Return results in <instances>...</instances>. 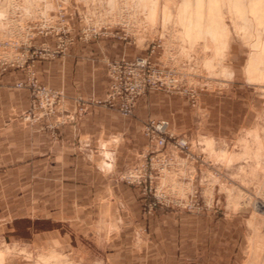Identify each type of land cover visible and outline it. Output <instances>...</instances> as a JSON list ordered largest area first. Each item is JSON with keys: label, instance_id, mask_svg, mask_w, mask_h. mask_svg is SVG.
<instances>
[{"label": "rangeland", "instance_id": "374dc122", "mask_svg": "<svg viewBox=\"0 0 264 264\" xmlns=\"http://www.w3.org/2000/svg\"><path fill=\"white\" fill-rule=\"evenodd\" d=\"M5 1L4 8L1 4ZM166 1L0 0V77L9 69L24 72L26 79L16 82L14 88L30 94L29 107L15 118L21 129L17 127L14 135L0 136V163L5 164L0 165V264H219L221 247L213 241L223 234V239H230L232 231L216 232L210 223L216 224L237 211L242 214L239 233L234 238L239 237L241 264H264V0H233V4L213 0L206 26L188 33L181 26L186 20L178 17L177 7L182 0ZM190 8L184 7L181 12L188 13ZM100 38L117 39L134 51L131 60L103 58L111 85V63L126 67L145 59L152 65L147 73L157 68L171 71L191 94L168 91L167 87L149 88L135 101L132 112L124 114L120 98L112 104L107 101L111 85L105 98L96 99L79 94L69 96L63 89L51 88L40 81L39 61L63 59L76 41L87 43ZM69 41L66 48L55 54L60 44ZM30 79L62 98L52 104L50 115L46 116L43 107L50 101L36 99L27 86L19 87ZM232 83L243 91L237 99L217 103L214 98L211 105L214 111L225 106L230 112H243L256 102L258 115L255 124L256 114L248 124L254 125L251 129L232 140L203 137L197 134L196 126L191 130H175L165 119L149 118L142 123L141 132L147 145L136 153L138 162L119 172V179L128 184L125 175L145 161L149 149L147 122L167 121L171 133L188 140L191 156L186 161L176 157L180 165L164 177L167 182L164 186L172 195L189 196V202L196 207L156 205L154 199H145L142 188L128 184L139 192L145 225L138 231H118L108 238L104 223H97L103 202L91 200L89 192L106 185L96 175L97 169L81 167L78 175L73 176L61 175L54 163L18 164L28 152L23 149L27 146L23 144V129L34 124L42 125L51 139L57 141L60 127L79 122L92 108L114 110L125 119L133 118L139 101L154 90L182 98L198 123L203 107L201 93L225 92ZM240 99L248 101L245 105L234 103ZM36 100L37 106H33ZM62 176L74 177L79 182L62 183L58 181ZM82 193L87 195L72 198ZM88 202L95 213L86 212ZM165 210L178 215H168ZM187 214L208 217L207 230L195 229ZM18 219L41 223L32 229L24 221L14 223ZM59 220L62 223L56 222ZM51 233H59L68 241L64 245ZM139 241L142 245L137 244Z\"/></svg>", "mask_w": 264, "mask_h": 264}, {"label": "crops", "instance_id": "0c3cea01", "mask_svg": "<svg viewBox=\"0 0 264 264\" xmlns=\"http://www.w3.org/2000/svg\"><path fill=\"white\" fill-rule=\"evenodd\" d=\"M133 56L132 48L117 39L100 38L87 43L78 40L67 57L49 62L39 61L37 72L43 84L54 89H63L69 96L79 94L103 99L111 85L103 58L131 60ZM25 79L24 72L15 69H9L0 77V136H11L15 134L17 127L21 129L15 118L29 107L30 94L27 90H16L14 84ZM227 87L229 88V85ZM228 88L225 92L215 94L206 91L201 93L203 107L200 109L201 120L198 123L192 109L185 106L182 98L154 90L139 101L133 118L125 119L114 110L92 108L79 122L60 127L57 141L51 139L42 125L34 124L30 128L23 129L25 138L23 144H27L23 146V149L28 152H25L26 155L23 156L24 161L22 163L19 161L18 164L25 163L29 166L31 162L40 161L41 164L50 166L54 163L61 175L67 173L73 176L78 175L81 167L84 170L90 169L88 166H91L92 170L97 169L96 175L106 183L103 188L89 192L91 200L103 202L99 206L100 221L97 223H104L108 238L115 236L118 231L131 229L138 231L145 225L141 215L139 192L121 181L118 176L124 168L139 161L136 153L142 152L147 145V139L141 132L142 123L149 118L165 119L175 130H191L192 126H196L197 134L203 137L222 141L232 140L242 132L251 129L254 125L248 124H251L256 114L255 124L258 115L256 102L248 104L249 110L243 112H230L225 109V106L217 107L214 111L211 106L214 98L217 103L233 97L237 99L238 94L243 91L239 85H233V83ZM247 101L240 99L233 102L245 105ZM233 102L232 105H234ZM0 165L5 164L0 163ZM58 181L75 184L79 182L74 177L65 179L63 176ZM80 195H87V193L72 195V198L77 199ZM86 204L90 206L88 210L86 209L87 213L96 212L90 202ZM76 205L79 206V203ZM164 212L168 215H178L169 210ZM241 214L242 212L237 211L230 214L231 217L226 215L225 218H221L216 224L210 223L212 230L216 232L220 229L232 231L230 239H223L224 234L219 233L221 238L213 241L217 247H221L218 251L219 264H241L242 262L241 251L238 249L239 237L234 238V235L239 233ZM186 216L195 229L204 232L207 230L208 217L195 214ZM20 221L30 224L29 227L32 229L41 223L29 219H18L14 223ZM56 222L62 223L61 220ZM54 236L58 237V242H63L64 245L68 241L64 240L59 233ZM137 244L142 245L140 241Z\"/></svg>", "mask_w": 264, "mask_h": 264}, {"label": "built area", "instance_id": "2783aa9c", "mask_svg": "<svg viewBox=\"0 0 264 264\" xmlns=\"http://www.w3.org/2000/svg\"><path fill=\"white\" fill-rule=\"evenodd\" d=\"M69 43L70 41L60 44L55 54H59ZM23 56H26V54ZM149 65L152 66L145 59H138L136 63L127 64L126 67L111 63L110 73L113 76V82L107 101L112 104L115 99L120 98L121 111L124 114H130L135 101L143 96L149 88L162 89V87H167L168 91L181 92L185 95L191 94L190 91L182 87L183 85L181 86V82L173 72L157 68L147 73ZM24 86L32 90L36 99L50 101L51 104L43 106L46 110V116L53 113L52 104L57 100H62L61 97L49 93L33 79H30L27 84H19L20 88ZM192 98L195 99L194 94ZM34 102L35 105L33 104V106H37V100ZM145 132L149 138V149L144 155L145 161L128 172L124 180L128 184L142 188L146 196L145 199H154L156 205L160 204L174 208L196 207L195 203L189 202V196L172 195L164 186L167 183L164 181V177L173 172L174 166L180 165L177 163L176 157H183V160L186 161L191 156L188 140L185 137L171 133L169 123L164 120L147 122ZM175 187L174 185L173 190H176Z\"/></svg>", "mask_w": 264, "mask_h": 264}, {"label": "bare ground", "instance_id": "6f19581e", "mask_svg": "<svg viewBox=\"0 0 264 264\" xmlns=\"http://www.w3.org/2000/svg\"><path fill=\"white\" fill-rule=\"evenodd\" d=\"M166 1V0H165ZM216 1V0H214ZM213 0H206L205 2L199 1V0H182L181 4L178 5V17L180 16L181 21H185V24H182V28L184 32H193L199 27H205L207 24L208 16L209 14H212V9L210 4L214 2ZM229 2L233 0H227ZM239 2V0H234L233 2ZM9 2V1H8ZM169 1L167 0L166 3ZM233 2H231L233 4ZM7 1L2 2L1 5L6 6ZM184 7H191L188 11V13L183 14L181 11ZM2 10V9H1ZM209 13V14H208ZM210 20V19H209ZM214 20V19H213ZM212 22V21H211ZM181 23V22H180ZM183 23V22H182ZM12 24V23H11ZM200 30V29H199ZM203 30V28H202ZM197 31V30H196ZM186 34V33H185ZM222 34V33H221ZM217 36V35H216ZM227 37V35L225 34ZM225 42V41H224ZM229 43V42H228ZM208 46V45H207ZM205 46V47H207ZM205 49V48H204ZM223 49V48H222ZM252 57V56H251ZM251 62V61H250ZM249 65V64H248ZM255 72V71H254ZM254 76V75H253ZM251 78V77H250ZM228 158V157H227ZM231 159V158H230ZM254 221V220H253ZM256 227V226H255ZM254 238V237H253ZM256 240V239H255Z\"/></svg>", "mask_w": 264, "mask_h": 264}]
</instances>
